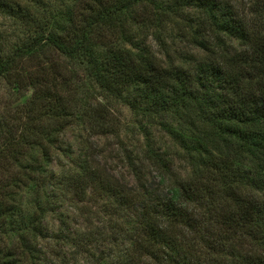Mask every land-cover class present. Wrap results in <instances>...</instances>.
Returning <instances> with one entry per match:
<instances>
[{
	"label": "trees",
	"instance_id": "obj_1",
	"mask_svg": "<svg viewBox=\"0 0 264 264\" xmlns=\"http://www.w3.org/2000/svg\"><path fill=\"white\" fill-rule=\"evenodd\" d=\"M7 17L24 31L0 29V264H86L94 213L119 226L116 264H264V0H0ZM113 101L139 117L135 152ZM108 135L106 156L88 140Z\"/></svg>",
	"mask_w": 264,
	"mask_h": 264
},
{
	"label": "rangeland",
	"instance_id": "obj_2",
	"mask_svg": "<svg viewBox=\"0 0 264 264\" xmlns=\"http://www.w3.org/2000/svg\"><path fill=\"white\" fill-rule=\"evenodd\" d=\"M246 1V0H245ZM250 5L249 2H244V5L242 6L241 10L245 14H247L250 11ZM4 21L2 24L1 22ZM0 23L2 24L0 26V29H5V37L9 39L10 41H15L18 37H20L23 33V27L21 24L19 26H15V23L13 20L7 18H0ZM15 27V28H13ZM17 27V28H16ZM26 26H24L25 28ZM26 30V28H25ZM186 43V42H184ZM180 48H185L184 44L178 45ZM189 49V46H187ZM49 52V51H48ZM52 55V54H51ZM74 77L78 78L77 72L74 71L73 74ZM79 81V80H78ZM2 84V82H1ZM0 86L2 87V85ZM4 85V84H3ZM81 89H85V87H81ZM30 91L27 92V95H29ZM94 98V97H93ZM112 110L110 111L111 116L109 119H111L112 124L115 127V132L118 133L119 138L122 139L124 142V147L128 151H137L140 149V145L142 143V139L144 138L140 136L141 130L138 125L139 117H137L129 108H127L125 105L121 103L114 102L111 105ZM147 133L148 139L154 144L155 147H162V150L171 153L172 148L171 145L173 144L169 138L166 136L165 131L161 128V126L157 123L146 127V130L143 131ZM66 139L71 147V156L72 159L78 158L84 151V148H82L83 142L86 141L85 134L81 130L80 125L74 127H70L67 129L66 133ZM146 140V139H145ZM90 142H97L99 145L103 146V151L106 156L110 154V152L115 148V145L113 146V143L116 141V137H112V135L108 136H96L93 138H90L88 140ZM117 148V146H116ZM109 153V154H108ZM57 158V161H53L51 163V168L54 171L56 175H58L61 172L62 164L67 161V157L63 156L60 152H56L54 154ZM120 158H114L111 160V164L114 168H120ZM110 163V162H108ZM183 167V162H180L178 160L174 161L173 164V171H178ZM60 202H56L58 204L56 209L59 213L67 214L69 213V216H71V220L78 219L77 223L74 220V224L72 225L74 228L76 227H83L86 225L85 220L79 216V214L75 213L73 209L71 208L69 201L67 198H62L60 196ZM57 212V213H58ZM52 213L48 215L47 221L48 226L50 229H54L55 225L53 220L54 218H51ZM94 219L90 225H88L87 232L89 233L87 235V238L84 239V237L81 235V232H76L75 240L77 242L76 246L81 253L79 256L88 264H116V258L111 256L110 252L112 254H117V251L120 247H123L124 242L119 237L117 239V236L114 232L119 231V226L116 222H107L106 217H103L101 215H97L94 213L93 215ZM100 217V218H99ZM81 224H83L81 226ZM105 226V228H104ZM89 230V231H88ZM113 232V234H112ZM110 242H113V246H110ZM47 264H54L53 262H48Z\"/></svg>",
	"mask_w": 264,
	"mask_h": 264
}]
</instances>
